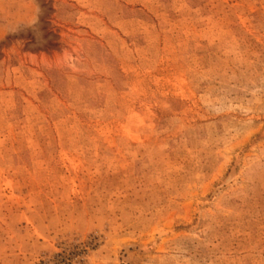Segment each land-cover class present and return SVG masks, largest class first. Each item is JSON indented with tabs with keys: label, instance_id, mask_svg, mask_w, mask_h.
<instances>
[{
	"label": "rangeland",
	"instance_id": "rangeland-1",
	"mask_svg": "<svg viewBox=\"0 0 264 264\" xmlns=\"http://www.w3.org/2000/svg\"><path fill=\"white\" fill-rule=\"evenodd\" d=\"M0 264H264V0H0Z\"/></svg>",
	"mask_w": 264,
	"mask_h": 264
}]
</instances>
